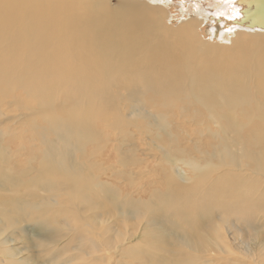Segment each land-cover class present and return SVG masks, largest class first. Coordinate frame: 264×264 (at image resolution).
Here are the masks:
<instances>
[{
    "label": "bare ground",
    "instance_id": "bare-ground-1",
    "mask_svg": "<svg viewBox=\"0 0 264 264\" xmlns=\"http://www.w3.org/2000/svg\"><path fill=\"white\" fill-rule=\"evenodd\" d=\"M46 1L0 0V264H37L18 255L16 242L45 250L62 234L89 250L72 248L74 255L49 264H104L112 256L113 264H158L168 260L162 253L170 243L191 246L184 264H264L261 246L243 254L246 260L230 258L226 236L233 229L258 238L264 216V28L239 20L253 6L121 0L110 11L101 0ZM13 107L20 113L8 115ZM221 118L235 125L231 136L220 134ZM168 120L195 130L171 134ZM53 122L65 133L49 150L37 149L33 165L11 166L3 139L31 151L32 140L20 134L48 139ZM178 136L187 144L173 146ZM111 139L119 158L104 167ZM93 142L101 163L86 158L84 146ZM196 200L211 216L215 207H232L244 228L218 215L214 230L203 226L212 234H194L192 224L176 219L189 222Z\"/></svg>",
    "mask_w": 264,
    "mask_h": 264
},
{
    "label": "rangeland",
    "instance_id": "rangeland-1",
    "mask_svg": "<svg viewBox=\"0 0 264 264\" xmlns=\"http://www.w3.org/2000/svg\"><path fill=\"white\" fill-rule=\"evenodd\" d=\"M32 1L33 2L35 1L36 3H38V2L39 3L40 2L43 3L45 0L44 1L43 0H32ZM50 1H53V0H50ZM87 1H100V0H87ZM103 1L104 0H101L102 3L107 4V5H105V7L108 10H110V11H116L117 9H119L121 7V6L119 7L121 0H106V2L105 1L103 2ZM46 2H48V0ZM169 16H173L174 17L173 19L175 20L176 13L175 12H172V10H171V13H170ZM174 20L171 21V24L173 26L177 25ZM169 22H170V20H169ZM203 30H201L200 35L202 37H204L205 39H207L208 37L206 36L207 35L206 30L205 29H203ZM262 101H263L262 98H258L257 99V102L258 103L259 102H262ZM35 104H36V101L34 100L31 103V108L34 109V110H36V111H39V106H35ZM69 106L71 107L72 105L69 103ZM252 107H254V106H252ZM19 111L20 110H17L16 108L13 107L10 110V112L8 113V115H12V116L17 115V114L20 113ZM258 113L261 114V115H263L264 114V109L263 108H259L258 109ZM233 116H234V120L235 121H238L240 119L239 113H237V114H235ZM46 119L48 121V117H46ZM155 120L157 121V117L155 118ZM168 121L171 124L168 125L167 132H171V134L173 132H174L173 134H177V132L179 133L180 130H183V129H186V130L188 129L191 132H193L195 130V127L192 126V124L182 123L183 126L182 127H178V124L175 123V121H173V122H172V120H168ZM36 123H37L36 126H43V124H41V122H39L38 120H36ZM219 123H220V127H221L220 134L222 135L224 133H228V136H231L232 133H230L229 130L235 129V125L231 124L230 126L227 127L226 126V118L219 119ZM157 124H158V122H157ZM261 124L264 125V121L263 120H262ZM55 125L56 124L54 122L51 123L52 129L46 131V133L50 136L48 139L37 136L36 134H34L35 132H26V133L23 132V134L21 133L20 135H22V138H24V136H25V138H27L29 140H32V142L30 143V147L32 149L31 151L25 150L23 148V150H25L26 154H25V152L22 149L20 151H18L21 148V145L17 146L18 143L20 144V142H18V143L16 142L18 140H16V139L11 140V138H9L10 136L4 138L5 140L3 139V142L4 141L5 142L2 143V144H5L6 143L7 145L5 144L6 146L5 145H2V146L4 148H6V150L7 149L8 150L10 149V150L7 151V152H3V153L4 154H6V153L9 154L11 152L10 155H12V156L9 155L10 158H11V160L9 159V161H10L11 164L10 163L9 164L11 166L14 165L16 168L17 167H21V166H26L28 163H30V165H33L34 164V156L36 157V155H37V154H35L37 152V149L49 150V148L52 146V143H55L57 141V137L61 136L62 133H65V130L63 128H57V129H55L54 128ZM16 127H17V125H16ZM16 127H14V126L12 127L11 126V129L13 130V128H16ZM250 129H252V128L250 127ZM35 131H39V130L38 129H35ZM94 132H95V123H94ZM260 132H264V131H260ZM11 135H12V131H11ZM197 136H198L197 134H193V133L192 134H189V138H191V139H195V138H197ZM167 137L168 136H166V133H163L162 138H163L164 141H168L169 140ZM93 140L95 141V135L93 137ZM113 140L114 139H111V142L104 149V156H107V157L110 158L107 161H104V167H115V161L118 160V158H119L118 155H117V153L115 151H111V143L113 145ZM96 141L99 144L101 142V140H99V139H96ZM59 142L60 141H58L57 143H59ZM186 142L187 141L185 140V136H178V138H175L174 139L173 146H176L178 143H180L182 145L183 144H187ZM201 142L203 144H205V147L207 146V144H211L212 143L209 135H205L203 137V139L201 140ZM129 143H130V145H132L133 142L131 141ZM82 144H83V142H82ZM103 144L104 143H101V146ZM142 146H139V148H141V149L143 148L144 150H146L144 148V146L143 147ZM25 147L26 148H29L27 145H25ZM84 148H85L86 158H87L88 154H91L89 156L92 157V160H91L92 163H94V164L96 162L97 163H101L100 161L103 159V156H100V154H96L95 153V143L94 142L93 143H90V144H86L84 146ZM206 148H208V147H206ZM15 150L17 152H19L18 154H20V156H19V158L21 157L20 159L17 156H15L17 154L15 152ZM12 151H14V152H12ZM22 153H24L25 154L24 156H26V157H24ZM139 153H141V152L139 151ZM27 155H29V156H27ZM139 155L137 157H139ZM22 157H24V158H22ZM75 157H76V155H75ZM12 158L13 159H16V160H13ZM29 160L31 162H29ZM17 161L21 164V166H16V162ZM24 162H26V163H24ZM116 168H117L116 170L122 169L119 166H117ZM107 175H109V174H107ZM117 181H121V180L118 179ZM111 182L114 184V181L111 180ZM118 187L119 188L121 187L120 189H122L124 187L123 186V183L120 182L118 184ZM122 190L125 191L124 188ZM192 206H194L195 208H192ZM192 206H191V213H190V215H192V218H191V220L189 222L184 221V220H182L180 218H178L176 220L179 221L181 224H184V225L189 224V223L192 224L194 226V229H193V233L194 234H196L198 232H200V233H202L204 235L212 234V233H209L208 231L204 230L203 229V226L204 225L205 226H209L210 228H212L214 230L215 219H216V217L218 215H220L222 217V219H223L224 222H227L228 221L229 224L237 225V228H239V229L244 228V226H240V224H236V222H235V212H234V209L232 207H229V206H226L225 208L215 207V210H214L213 213H211L212 214V216H211L210 214L207 213V210H209V209L206 208L199 200H196L192 204ZM262 218H264V216L259 218L260 222L263 220ZM259 220H258V223L259 224L257 223V226L258 227H256L257 233H259L258 238L252 239V238L245 237V236L241 235V233L239 231L236 232L233 229H230L227 232L225 231L226 232V236L228 237V239H229V241L231 243V253H232V255L230 256V258H233L235 260L239 258L238 261L240 262L242 260H246V258L243 257V254L248 253L253 248H254L253 251H255L258 246L264 247V221L260 223ZM112 221L113 222H116L114 220H112ZM23 226L24 227L25 226L28 227V224L26 225V223H24ZM29 226L32 227L31 225H29ZM171 228H172L171 229V232H175V231L176 232H179L180 231L179 227L171 226ZM108 234H110V233H108ZM94 238H96V236H94ZM131 238H129V239H131ZM56 239H59V241L56 244H53V245H57L58 248L57 247L56 248H51V246H49L48 248H45V250L44 249L41 250L38 246H32L27 241H24L25 246H23L21 244V241L19 240V241L16 242V246H18L16 249L18 251V255L19 254H22V257H26L30 263H37V264H49L51 260L55 259L56 257H58L60 254H63V253H66V254L69 253V255L67 254L68 256H70V254L71 255H74L76 252H75V250L71 251V249L72 248H75V247H82L83 246V248H88V249H85V250H89V247H88L89 246V243L83 242V245H82V243L80 242L78 244V242H77L78 240L75 241L76 239L75 240H72L73 242H71V237L69 238L68 236H65L64 234H62V236H60V238L57 237ZM96 240H98L99 243H100V238L97 237ZM66 243H70L69 244V247H68V244H66ZM131 243H129V244H131ZM134 243L135 242H133V244ZM129 244H126L125 247L128 246ZM104 246L99 247V249H101V250H99V252L97 253L98 255H104L105 252H107V251H105L106 250V245H104ZM62 247H64V248L62 249ZM92 249H93V251L95 253V248H92ZM191 254H192V248H191V246H189V245H174V244L170 243L169 245H167L165 252L162 253V255L168 257V260L159 261L158 264H184L185 261L188 258L191 257ZM65 255L63 254V256H65ZM114 257L115 256L108 257L109 260H107V262H105L104 264H106V263L107 264H113V262H115V258ZM225 258H228V257H225ZM139 259L140 260H147V259H151V258H145L144 256H141ZM251 259L252 258H250L249 260H247V262H249V263H247V262L246 263L247 264H254L255 261H252ZM75 263L82 264V263H84V261L83 260L81 261L80 259H76ZM133 264H137V263L133 261ZM221 264H228V263L224 259V262H222Z\"/></svg>",
    "mask_w": 264,
    "mask_h": 264
},
{
    "label": "water",
    "instance_id": "water-1",
    "mask_svg": "<svg viewBox=\"0 0 264 264\" xmlns=\"http://www.w3.org/2000/svg\"><path fill=\"white\" fill-rule=\"evenodd\" d=\"M238 4L242 7V11H244L246 7L253 6V10L251 12H245L241 15L240 23L252 28H264V0H238Z\"/></svg>",
    "mask_w": 264,
    "mask_h": 264
}]
</instances>
